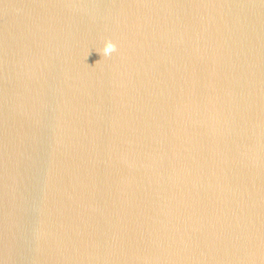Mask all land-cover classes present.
<instances>
[{
    "label": "water",
    "instance_id": "1",
    "mask_svg": "<svg viewBox=\"0 0 264 264\" xmlns=\"http://www.w3.org/2000/svg\"><path fill=\"white\" fill-rule=\"evenodd\" d=\"M0 264H264V0H0Z\"/></svg>",
    "mask_w": 264,
    "mask_h": 264
},
{
    "label": "clouds",
    "instance_id": "2",
    "mask_svg": "<svg viewBox=\"0 0 264 264\" xmlns=\"http://www.w3.org/2000/svg\"><path fill=\"white\" fill-rule=\"evenodd\" d=\"M102 51H103L104 56H109L113 52L116 51V45L114 43H112L111 41H107V42H105V45H104Z\"/></svg>",
    "mask_w": 264,
    "mask_h": 264
}]
</instances>
